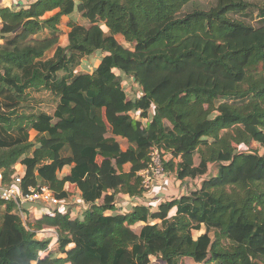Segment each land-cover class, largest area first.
Masks as SVG:
<instances>
[{"label":"trees","instance_id":"obj_1","mask_svg":"<svg viewBox=\"0 0 264 264\" xmlns=\"http://www.w3.org/2000/svg\"><path fill=\"white\" fill-rule=\"evenodd\" d=\"M205 1L0 5L1 184L21 165L23 193L49 187L60 202L35 218L0 199V264H264V0ZM30 91L56 107L18 124ZM154 148L200 188L139 203ZM67 183L87 207L76 217Z\"/></svg>","mask_w":264,"mask_h":264},{"label":"rangeland","instance_id":"obj_2","mask_svg":"<svg viewBox=\"0 0 264 264\" xmlns=\"http://www.w3.org/2000/svg\"><path fill=\"white\" fill-rule=\"evenodd\" d=\"M34 1L36 0H0V5L3 6L8 4L14 7H20V6L26 7L29 6L31 3H33ZM213 1L214 0H206L203 3V5H210ZM53 14L54 13L47 14L45 17H50ZM69 23H70L69 19L64 18L62 20L61 25L59 26L60 31L63 33L59 43L63 47H66L68 45L67 34L69 33ZM118 41L120 43H123L122 37H118ZM0 44H1V39H0ZM101 56H102L101 53H97L92 58L88 60L86 59L79 72L83 70L85 72L89 71L92 73L93 70L97 67ZM138 89L139 88L137 85L134 86L128 85L126 91L130 97H134L137 95ZM27 98L28 100L24 102L22 109L17 114L19 118L18 124L29 125L30 120H32V118L36 117L40 113L52 114L57 104L56 99L45 91L42 92L30 91L28 92ZM102 118H103L102 113H99L98 120H101ZM30 138L32 143L36 142L37 140L36 132L31 131ZM253 148L255 149V151L259 150L257 149L258 147L255 144L253 145ZM259 151L261 153L264 152L262 150ZM165 158L167 161L174 160L177 162L179 160V158L174 157L170 153H166ZM215 172H216L215 166H211V174ZM200 182L201 179L195 181L186 180L184 182H181L178 179H176L175 175L166 174L165 177H163L162 179H158L157 182H155L152 185L151 190L147 193V198H145L144 200H139V203L147 205V204H154V203H160L163 201L172 200L174 198H179V196H181L182 194L185 195L191 193L192 191L198 190L200 188V184H201ZM68 190L72 195L73 203H75L73 204L74 207H78L79 206L78 203H81L78 189L75 187H70ZM118 201H119L118 205L124 209L130 207L129 204H132L130 203V201H128V198L126 197L118 198ZM23 220L25 221V219ZM1 226H2V214L0 213V228ZM187 264H191V263L189 262Z\"/></svg>","mask_w":264,"mask_h":264},{"label":"built area","instance_id":"obj_3","mask_svg":"<svg viewBox=\"0 0 264 264\" xmlns=\"http://www.w3.org/2000/svg\"><path fill=\"white\" fill-rule=\"evenodd\" d=\"M150 156L149 166L138 174L143 180L142 185L147 193L158 179L166 176L160 150L154 148ZM2 179L0 172V199L5 202H14L19 208L22 204H41L47 208V211L57 209L60 206L59 200L49 187L29 188L28 193H23L21 189L23 176L19 175L18 172L12 183L7 186L1 184Z\"/></svg>","mask_w":264,"mask_h":264},{"label":"crops","instance_id":"obj_4","mask_svg":"<svg viewBox=\"0 0 264 264\" xmlns=\"http://www.w3.org/2000/svg\"><path fill=\"white\" fill-rule=\"evenodd\" d=\"M4 6L12 8V6H10V5H8V4H7V5H4ZM67 19H68V18H67ZM33 132H34V131H33ZM33 143L36 144V143H37V140H36V142H33ZM16 170H17V172L19 173V175H22V176L25 175V168H24L23 166L18 165V166L16 167ZM69 171H70V170H66V171L63 173V175L68 176V175H69ZM70 187H75V188H77L75 185H72V184L67 183L66 186H65V190L69 192L68 189H69ZM77 189H78V188H77ZM78 192H79V194H80V196H81V193H80L79 189H78ZM69 194L71 195L70 192H69ZM183 195H184V194H182L181 196H183ZM185 195H187V194H185ZM124 197H126V196H124ZM179 197H180V196H179ZM126 198H128V197H126ZM70 199H71V204H75V203H73L72 195H71ZM128 201H130V203H132V200H130L129 198H128ZM78 204H79L78 207H74V205L72 206V209H73V213H72V215H73L74 217H76L77 214H79L82 210L87 209V207H86V206H82L81 203H78ZM129 205L131 206L132 204H129ZM26 207H27V209L29 210V213H30L32 216H34L35 218H39V217L42 216V211H41L36 205L28 204V205H26ZM52 231H53V230H52ZM53 232H55V231H53Z\"/></svg>","mask_w":264,"mask_h":264}]
</instances>
